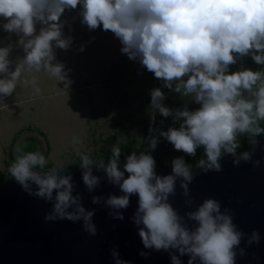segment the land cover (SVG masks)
I'll use <instances>...</instances> for the list:
<instances>
[{"label":"clouds","instance_id":"clouds-1","mask_svg":"<svg viewBox=\"0 0 264 264\" xmlns=\"http://www.w3.org/2000/svg\"><path fill=\"white\" fill-rule=\"evenodd\" d=\"M72 11L78 14L73 21L78 18L89 31L111 32L122 45L121 53L152 73L162 88L199 105L195 110L187 104L173 110L165 105L161 87L151 89L150 109L179 126L166 131L150 127L148 151L128 155L123 170L120 141L113 145L108 163L94 162L77 151L89 193L102 179L121 193L93 196L92 203L109 208V215L122 221V210L130 206L132 196H138L131 219L142 244L145 249L169 252L171 264H182L183 256L189 257L187 264H236L237 255H244L239 246L246 234L233 222V211L222 210L221 202L213 198L193 207L192 166L184 156L176 157L171 174L159 175L150 153L160 138L191 157L202 148L196 166L205 174L221 172L225 156H232L236 167L252 161V152L239 151L240 137L256 145L257 137L264 136V70L230 68L248 57L264 66V0H0V18L6 21L0 28L18 37L14 45L0 47V101L13 96L21 83L31 85L34 95L42 98L38 77L32 75L41 72L58 82V94L68 96L71 70L57 59V49L68 51L74 43L65 33L66 27L72 30L65 19ZM14 48L23 52L16 60L10 58ZM79 50L83 52L84 46ZM72 143L82 141L74 136ZM254 163L259 166L260 161ZM47 164L42 153L27 152L15 157L8 172L29 195L52 204L46 221H83L84 231L95 236L96 213L83 206L82 194H74L73 176L67 168L45 170ZM94 168L104 173L103 178L93 174ZM178 183L184 205L191 209L183 215L171 202ZM259 241L256 231L247 238L248 245ZM111 255L114 264H130L115 249ZM140 255L146 258L148 253Z\"/></svg>","mask_w":264,"mask_h":264},{"label":"rangeland","instance_id":"rangeland-1","mask_svg":"<svg viewBox=\"0 0 264 264\" xmlns=\"http://www.w3.org/2000/svg\"><path fill=\"white\" fill-rule=\"evenodd\" d=\"M66 14L70 18L78 15L76 11ZM7 37L0 35V47L6 45ZM94 41L92 35H87V41L74 35L79 80L70 88L68 96L58 94V82L41 72L32 75L38 77L43 90L42 98L34 95L31 85L21 83L13 96L0 101V180L11 176L8 168L19 154L38 151L48 160L45 170L66 168L80 166L77 151L90 155L94 162L111 158L113 145L120 141V159L126 162V157L132 152L139 154L148 151L150 127L166 131L169 127L179 126L173 124L171 117L164 118L150 109V90L162 88L161 82L138 62L123 55L120 51L122 45L118 54L113 49L104 58L109 64L102 72L92 69L90 65L84 70L79 49L84 46L87 52L93 51L91 47L94 48ZM14 54L13 50L10 56L12 60H15ZM57 59L69 69L70 57L65 51L57 53ZM241 65L254 71L264 70V66L256 65L248 57L231 66L230 71L241 70ZM45 79L50 81L49 86L43 85ZM162 91L166 95L165 105L173 110L182 109L185 104L189 110L199 107L190 97H181L166 88H162ZM74 136L82 143L73 144ZM240 140L242 146L248 141L245 136H241ZM17 149L20 151L17 152ZM239 151H242V147ZM150 154L156 165L168 167H171L174 158L184 156L194 170L203 156V149H198L195 157L187 156L175 151L170 143L160 138L156 150Z\"/></svg>","mask_w":264,"mask_h":264},{"label":"water","instance_id":"water-1","mask_svg":"<svg viewBox=\"0 0 264 264\" xmlns=\"http://www.w3.org/2000/svg\"><path fill=\"white\" fill-rule=\"evenodd\" d=\"M257 141L240 151L252 152L251 162L241 161L236 167L233 157L225 156L221 172L205 174L198 167L192 170L195 179L189 186L193 207L213 198L221 202L222 210L233 211V222L246 234L239 246L244 255H237L236 264H264V140ZM255 161H260L259 166ZM66 168L76 185L74 194H82L83 206L96 213L93 223L97 234L92 236L84 231L83 221H46L52 204L29 195L10 178L0 183V264H114L113 249L130 264H171L169 252L145 249L142 244L131 219L138 208V196H132L130 206L122 210L124 220L113 219L109 215L111 210L93 204L92 197L121 195L119 189L102 179L97 189L89 193L82 181L81 168L76 165ZM93 174L104 176L95 168ZM158 174H171V167ZM184 199L178 183L177 195L171 202L181 215L191 210L185 207ZM253 231L259 233L260 241L248 245L247 238ZM141 252H147V257L141 256ZM180 259L187 264L189 257Z\"/></svg>","mask_w":264,"mask_h":264},{"label":"crops","instance_id":"crops-1","mask_svg":"<svg viewBox=\"0 0 264 264\" xmlns=\"http://www.w3.org/2000/svg\"><path fill=\"white\" fill-rule=\"evenodd\" d=\"M77 17V16H75ZM65 19H67L69 21V23L71 24V32L68 31V28H65V33L66 35H71L73 37L74 40V35H79L80 39H84L87 41V35H92V37H94V42H92L93 47H91L93 49V51L91 52H87L86 48H84L85 50L82 52H80V55L82 56V68L84 70L88 69L87 66L90 65L92 69H96L102 72L103 68H107L108 67V60H105L104 58L107 55L111 54V51L113 49H115L116 54H118V50L121 47V44L119 42L118 39H116L114 37V35L111 32H104L102 29L99 30H95V31H89L87 29L86 26H82L80 24L79 19H75L73 21V18L67 14H65ZM6 21H3L2 18H0V24L4 23ZM0 35H8V37L5 39L6 40V45L8 44H15L16 40L18 39V37L15 36V34H9L3 31L2 28H0ZM81 36H83L81 38ZM75 43H73L72 47L68 50L65 51L66 55H69L70 59H69V63H68V68L71 70L70 72V79L73 81V84L71 85V87L75 86L79 80V78L77 77V61L78 57H77V52H76V47L74 45ZM5 45V46H6ZM62 50H58L57 53H62ZM14 56H15V60L17 57H22L23 56V52L21 49L19 48H14ZM12 54V53H11ZM11 56V55H10ZM95 77V76H94ZM101 77V74L99 75V78ZM45 81V82H44ZM42 83L45 86H49L50 85V81L48 79H45Z\"/></svg>","mask_w":264,"mask_h":264},{"label":"trees","instance_id":"trees-1","mask_svg":"<svg viewBox=\"0 0 264 264\" xmlns=\"http://www.w3.org/2000/svg\"><path fill=\"white\" fill-rule=\"evenodd\" d=\"M258 140H264V136H260V137H257ZM250 144L248 143V141H246L243 146H242V150L245 149L247 146H249ZM110 160V157H107V158H104V159H99V162L102 161L104 163H108ZM121 160V159H120ZM124 161L121 160V165H123ZM168 166H161V165H156V171H157V174L164 168H166ZM12 178V176H9L7 178H3L2 180H0V183L6 181L7 179H10Z\"/></svg>","mask_w":264,"mask_h":264}]
</instances>
